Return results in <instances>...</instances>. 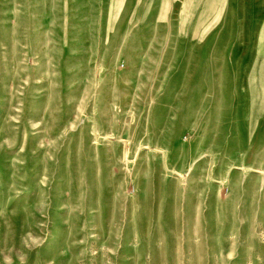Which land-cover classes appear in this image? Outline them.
Returning a JSON list of instances; mask_svg holds the SVG:
<instances>
[{"label": "rangeland", "instance_id": "obj_1", "mask_svg": "<svg viewBox=\"0 0 264 264\" xmlns=\"http://www.w3.org/2000/svg\"><path fill=\"white\" fill-rule=\"evenodd\" d=\"M0 264H264V0H0Z\"/></svg>", "mask_w": 264, "mask_h": 264}]
</instances>
